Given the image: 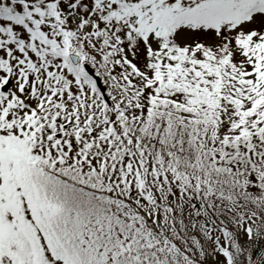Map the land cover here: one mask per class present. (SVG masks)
Wrapping results in <instances>:
<instances>
[{"label": "snow or ice", "instance_id": "obj_1", "mask_svg": "<svg viewBox=\"0 0 264 264\" xmlns=\"http://www.w3.org/2000/svg\"><path fill=\"white\" fill-rule=\"evenodd\" d=\"M0 264H264V0H0Z\"/></svg>", "mask_w": 264, "mask_h": 264}]
</instances>
